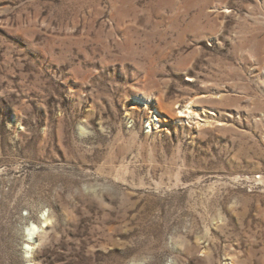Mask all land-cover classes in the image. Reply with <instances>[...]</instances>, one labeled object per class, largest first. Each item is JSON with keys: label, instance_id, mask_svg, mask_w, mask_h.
I'll return each mask as SVG.
<instances>
[{"label": "rangeland", "instance_id": "1", "mask_svg": "<svg viewBox=\"0 0 264 264\" xmlns=\"http://www.w3.org/2000/svg\"><path fill=\"white\" fill-rule=\"evenodd\" d=\"M0 264H264V0H0Z\"/></svg>", "mask_w": 264, "mask_h": 264}, {"label": "bare ground", "instance_id": "2", "mask_svg": "<svg viewBox=\"0 0 264 264\" xmlns=\"http://www.w3.org/2000/svg\"><path fill=\"white\" fill-rule=\"evenodd\" d=\"M143 94V93H142ZM157 107V106H156ZM189 108V107H188ZM182 115V113H186L187 114V120H189V114H194L193 111H191L190 109H188L187 111H180ZM185 114V115H186ZM156 118V117H154ZM45 225L49 224L50 223V220L48 218H45ZM26 232L28 234V238L27 240H30L31 242H37V240H35V237L37 236V234L40 232V229L38 226H35L33 223H31L27 229H26ZM27 248H31V246L27 245Z\"/></svg>", "mask_w": 264, "mask_h": 264}]
</instances>
